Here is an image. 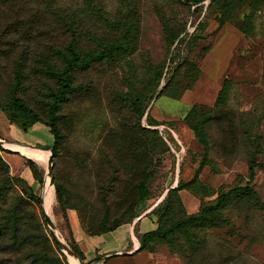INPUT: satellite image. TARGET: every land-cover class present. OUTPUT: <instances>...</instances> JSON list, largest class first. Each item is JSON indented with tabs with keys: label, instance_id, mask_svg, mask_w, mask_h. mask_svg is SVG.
Returning a JSON list of instances; mask_svg holds the SVG:
<instances>
[{
	"label": "rangeland",
	"instance_id": "374dc122",
	"mask_svg": "<svg viewBox=\"0 0 264 264\" xmlns=\"http://www.w3.org/2000/svg\"><path fill=\"white\" fill-rule=\"evenodd\" d=\"M127 32L126 53L74 71V89L57 112L62 140L50 196L48 167L36 194L0 146L1 202L24 197L26 231L48 234L67 264H85L75 252L69 210L92 232L116 221L117 228L133 225L141 216L156 230L169 190L189 185L179 192L181 206L164 213L167 226L245 186L252 160L264 163V0H0V107L18 97L46 120L57 86L48 67L62 69L67 45L74 40L81 51L101 50ZM226 80V102L217 105ZM188 91L193 97L181 100ZM193 103L200 136L185 121ZM0 114L6 116L1 108ZM153 129L169 150L146 179L153 160L144 149L146 131ZM55 183L64 189L67 218ZM247 195H233L210 217L214 226L146 241L144 264H264V168L257 167ZM42 196L57 235L79 258L53 239ZM126 213L134 219L126 221ZM135 232L141 247L145 233L137 226ZM15 258L1 254L0 262Z\"/></svg>",
	"mask_w": 264,
	"mask_h": 264
},
{
	"label": "trees",
	"instance_id": "16d2710c",
	"mask_svg": "<svg viewBox=\"0 0 264 264\" xmlns=\"http://www.w3.org/2000/svg\"><path fill=\"white\" fill-rule=\"evenodd\" d=\"M260 1L261 0H251L253 4H259ZM231 10L232 3L229 1L224 14L226 19L231 18ZM243 31H245V28H243ZM127 35L128 32L125 33L121 38L117 39V42L110 41L106 48L101 50L81 51L74 40L67 45L65 51L62 52V69H56L55 66L48 67L47 72L55 79L57 86L52 93V101L48 108L46 120L43 119L34 109H32L23 99L14 96H12L10 100L4 104H1V110L4 112L11 124H15L25 132H27L37 122L47 125L50 128L51 133L54 135V145L51 150L53 151L54 156H57L62 140V136L58 127L57 112L67 99L69 93H71L74 89V71L76 69L88 68L93 62L112 59L118 52L126 53L130 47V39ZM228 88L229 81L226 80L218 92L216 100L217 105L225 104ZM169 96L174 99H177L178 97V95L175 94H169ZM196 107L197 103L190 107V111L186 115L185 121L196 133V135L200 136L201 129L199 130V125L192 121ZM156 122L157 121L153 120V123ZM146 132L147 142L145 143L144 149L146 148L152 153L153 159L150 167L148 168V170H150H147L146 173V179H148V177L158 168L161 161L160 157L164 152L169 150V145L165 139L159 135L157 130H147ZM146 149L145 151H147ZM1 164L7 166V163L3 159H1ZM28 164L32 168L35 176L41 180V176L35 163L29 160ZM257 167L264 168V163H260L256 159L252 160L249 169V181L245 186L232 188L229 190V192L222 194L217 199L215 204L205 206L198 213L190 215L187 218L180 219L167 226L164 225V222H162L164 213L165 215L169 216L175 211L176 205L181 206L182 199L179 192L182 189L188 188L189 185L180 184L178 187L169 190L164 203V212L159 216V226L156 230L142 235L140 250L142 251L145 249L144 247L146 241L152 240L154 238H168L171 235L181 233L190 228L214 226L210 220V217L215 216L221 208L225 207L233 195L249 197L247 192H249L250 186L252 185V182L255 178ZM55 186L58 199L63 204V212L67 218L66 207L64 206V189L62 185L58 183H55ZM29 187L31 189V186ZM2 194L3 191L0 190V255H15V264H67L52 246L48 234L42 231V233L38 236L30 234L26 231L24 227L25 219L22 212L25 206L24 204L28 203L27 200L24 197H20L12 205L5 206V204L1 202ZM28 197L35 199L37 204L40 203V196L29 193ZM52 199L54 200V194ZM133 219L134 214L126 213V221H132ZM119 225H121V222L119 221L114 222L112 226L104 224L102 232H92L91 227L87 226L88 229H85V231L89 235H101L115 230ZM75 252L81 260H85V256L80 248L79 251L75 249Z\"/></svg>",
	"mask_w": 264,
	"mask_h": 264
},
{
	"label": "crops",
	"instance_id": "0c3cea01",
	"mask_svg": "<svg viewBox=\"0 0 264 264\" xmlns=\"http://www.w3.org/2000/svg\"><path fill=\"white\" fill-rule=\"evenodd\" d=\"M190 91L186 92L181 100L185 101L192 98L193 95L189 94ZM0 119L3 120L4 124L2 131L4 133L0 131V137L8 143L7 150L12 151L4 152L6 159L12 161L13 171L19 174L31 186L34 192L38 194L41 182L35 176L28 161H33L40 176L45 178L43 169L48 167V164H46V153H48L47 150L51 151L54 145V135L51 133L50 128L41 122L35 123L25 132L15 124H11L6 116L0 114ZM35 146L43 147L40 149H43L42 151L44 152L34 149L33 147ZM21 148L33 149L36 151V154L24 153ZM69 217L74 240L85 256V263L144 264L146 262L148 255L146 251H141L139 248L140 239L135 232V227L137 226L140 234L154 230L155 225L151 222L150 218L141 216L135 220L133 225H123L101 235H89L81 226L75 210H69Z\"/></svg>",
	"mask_w": 264,
	"mask_h": 264
},
{
	"label": "water",
	"instance_id": "95a60500",
	"mask_svg": "<svg viewBox=\"0 0 264 264\" xmlns=\"http://www.w3.org/2000/svg\"><path fill=\"white\" fill-rule=\"evenodd\" d=\"M0 146L3 147V148H7L8 146V143L0 138ZM36 148H43L41 146H35ZM53 152L51 151V156L49 158V163H48V176L50 177V181L52 184H54V174H53ZM43 196H42V202H41V207H42V212L44 214V217H45V221H46V224H47V227L48 229L50 230L51 232V235L53 237V239L55 240V242L58 244V246L61 248V250L63 249V247H67L71 253L73 255H75L76 257H78L75 252L71 249V247L65 242L63 241L62 239H60L57 234H56V231H55V228H56V225L55 223L53 222V219H51V217H49L46 213H45V210L43 208ZM79 258V257H78ZM80 259V258H79ZM81 260V259H80ZM82 262V261H81ZM84 264V263H83ZM85 264H91V262H86Z\"/></svg>",
	"mask_w": 264,
	"mask_h": 264
},
{
	"label": "bare ground",
	"instance_id": "6f19581e",
	"mask_svg": "<svg viewBox=\"0 0 264 264\" xmlns=\"http://www.w3.org/2000/svg\"><path fill=\"white\" fill-rule=\"evenodd\" d=\"M14 148H18V147H14ZM33 148H35V149H40V148H36V147H33ZM24 152H26V153H29V154H36L35 153V151H33V150H31V149H28V148H21ZM40 150H43V149H40ZM48 152L50 151V150H47ZM46 159H47V156H46ZM48 189H49V196L51 195V192H52V183H51V181H50V179H49V182H48ZM49 196H48V198H49ZM44 201H43V205L45 204V200H46V197H45V199H43ZM55 231H56V228H55ZM56 234H57V232H56ZM58 237H59V235H57ZM60 238V237H59ZM61 239V238H60ZM65 248L67 249V251L73 256V254L71 253V251L65 246ZM68 253V254H69ZM70 257V256H69ZM73 257H75V258H78V257H76L75 255L73 256Z\"/></svg>",
	"mask_w": 264,
	"mask_h": 264
}]
</instances>
